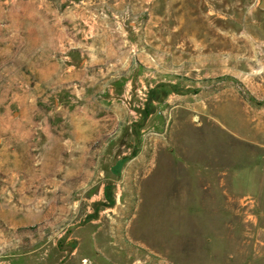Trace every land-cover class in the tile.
<instances>
[{"label": "rangeland", "instance_id": "obj_1", "mask_svg": "<svg viewBox=\"0 0 264 264\" xmlns=\"http://www.w3.org/2000/svg\"><path fill=\"white\" fill-rule=\"evenodd\" d=\"M123 1L0 0V264H264L261 0H219L176 82H127L111 101L58 47V14L123 23ZM74 113L129 135L71 152Z\"/></svg>", "mask_w": 264, "mask_h": 264}, {"label": "crops", "instance_id": "obj_2", "mask_svg": "<svg viewBox=\"0 0 264 264\" xmlns=\"http://www.w3.org/2000/svg\"><path fill=\"white\" fill-rule=\"evenodd\" d=\"M126 4L131 15L126 22L99 18L88 20L87 29L78 28L77 18L83 19L81 11L58 14V47L67 48L74 58H79L83 81L111 88V101L117 98L113 90L127 82L136 89L148 90L157 89L162 82H176L171 78L176 79L182 68L180 62L190 47L188 42L207 49L210 35L202 30L199 19L214 13L219 0H127ZM137 15H141L140 20ZM161 73L168 78L163 81ZM156 103L162 101L158 97L146 98L145 111L152 113ZM126 123L123 119L106 120L105 116L94 119L88 114L66 115L63 143L69 151L79 153L83 144L101 137L129 135ZM106 146L107 142H103L96 151L101 153ZM73 166L81 168L82 164Z\"/></svg>", "mask_w": 264, "mask_h": 264}, {"label": "water", "instance_id": "obj_3", "mask_svg": "<svg viewBox=\"0 0 264 264\" xmlns=\"http://www.w3.org/2000/svg\"><path fill=\"white\" fill-rule=\"evenodd\" d=\"M259 6L264 9V0H261Z\"/></svg>", "mask_w": 264, "mask_h": 264}]
</instances>
